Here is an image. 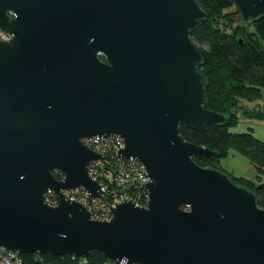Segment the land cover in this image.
Returning <instances> with one entry per match:
<instances>
[{"label": "water", "instance_id": "obj_1", "mask_svg": "<svg viewBox=\"0 0 264 264\" xmlns=\"http://www.w3.org/2000/svg\"><path fill=\"white\" fill-rule=\"evenodd\" d=\"M242 19L264 0H234ZM197 0H0V246L120 264H264V208L195 158L219 154L182 126L226 122L206 108ZM117 135L147 170L148 204L125 199L97 220L64 191L106 193L88 171ZM56 172L62 173L59 179ZM58 195L48 204L46 192ZM107 196V193H106Z\"/></svg>", "mask_w": 264, "mask_h": 264}, {"label": "trees", "instance_id": "obj_2", "mask_svg": "<svg viewBox=\"0 0 264 264\" xmlns=\"http://www.w3.org/2000/svg\"><path fill=\"white\" fill-rule=\"evenodd\" d=\"M197 1L208 14L190 32L192 41L203 55L200 70L206 78V108L224 114L226 122L203 123L195 130L182 126L180 132L189 142L211 148L219 154L217 157L195 158L197 164L204 166L205 160L220 161L228 155L229 149L235 148L249 158L258 169L257 175L263 177L264 141L251 129L242 133L231 129L238 126L242 112L249 117L264 119V108L248 107L251 102L264 98V16L244 20L246 24H241L234 20L241 13L234 0ZM232 9L237 10L235 15H230ZM226 20L230 26L226 25ZM235 178L255 187L251 191L258 197L259 206L264 208V178L261 182L245 176ZM22 258L25 264H119L96 251L81 258L48 252L25 253Z\"/></svg>", "mask_w": 264, "mask_h": 264}, {"label": "built area", "instance_id": "obj_3", "mask_svg": "<svg viewBox=\"0 0 264 264\" xmlns=\"http://www.w3.org/2000/svg\"><path fill=\"white\" fill-rule=\"evenodd\" d=\"M9 39L0 31V40ZM85 145L104 156L89 165V173L92 179L99 182L103 191V198H92L83 187L64 191L69 199L82 202L91 211L97 220H110L112 218L109 205L116 206L125 199L135 202L139 206L148 204L149 194L144 184L149 179L145 166L135 157L125 158L118 155L120 148L125 146L122 136L109 135L87 138ZM57 173V172H56ZM62 179V178H61ZM48 204L56 206L59 202L58 195L49 189L46 192ZM109 204V205H108ZM0 264H25L22 254L11 251L5 246H0ZM120 264V263H119Z\"/></svg>", "mask_w": 264, "mask_h": 264}, {"label": "rangeland", "instance_id": "obj_4", "mask_svg": "<svg viewBox=\"0 0 264 264\" xmlns=\"http://www.w3.org/2000/svg\"><path fill=\"white\" fill-rule=\"evenodd\" d=\"M230 11H233L232 13H230V15H235L237 13V10H235V9H232ZM222 20L223 19H221V21ZM234 20L240 21L241 24H246L245 21L241 18V13H239V15L236 16V18ZM226 21H227L226 25L230 26V24L228 23V20H226ZM222 23H223V25H225L224 21H222ZM252 108H254V107H252ZM252 108H250V109H252ZM242 109H243V111L245 110L244 108H242ZM244 113L245 112H242V114L240 115V119H239L240 122L238 123V126L233 127L231 130L242 133L243 131L251 129V127L254 126L255 130L257 131L256 132V136L264 141V126L256 125V124H258V123H260L262 121H263V124H264V119L261 120V119H257V118H254V117H249L247 115H244ZM227 154L228 155L226 157L222 158L220 161H216L215 162V161L205 160L204 161V164H205L204 166L205 167H209V168L210 167H217L218 170H220V171L222 170L225 173H227V175L230 176L231 180L234 183H236L237 185H240V186H246L250 190H251V188H255V187L250 185L247 181H244V182L243 181H239L238 179L235 178V176L247 172L246 174L249 173L250 174V179H252L254 181L256 180L257 182H261V179L264 178V176L263 177H259V175H257L258 174V169L256 168L255 165H253L251 163L249 158L244 153L242 154L237 149L231 148V149L228 150ZM56 176L59 177V179L64 177L63 174L59 173V172H57Z\"/></svg>", "mask_w": 264, "mask_h": 264}, {"label": "crops", "instance_id": "obj_5", "mask_svg": "<svg viewBox=\"0 0 264 264\" xmlns=\"http://www.w3.org/2000/svg\"><path fill=\"white\" fill-rule=\"evenodd\" d=\"M264 96V95H263ZM264 99H262L261 101H255V102H251V104H248V106L250 107V108H252V107H256V108H264ZM263 102V103H262ZM257 121V120H256ZM258 122V121H257ZM256 125H261V126H264V124H263V121L262 122H260V123H258V124H256ZM251 130H253L254 131V133H255V135H256V130H255V127L253 126V127H251ZM262 140V139H261ZM245 171V170H244ZM243 172V171H242ZM247 172H245V173H242V174H240V175H236V176H240V177H247V178H250V174L248 173V174H246Z\"/></svg>", "mask_w": 264, "mask_h": 264}, {"label": "flooded vegetation", "instance_id": "obj_6", "mask_svg": "<svg viewBox=\"0 0 264 264\" xmlns=\"http://www.w3.org/2000/svg\"><path fill=\"white\" fill-rule=\"evenodd\" d=\"M7 36H9V39L11 38V36L7 33V32H4ZM6 40H8V39H6Z\"/></svg>", "mask_w": 264, "mask_h": 264}]
</instances>
